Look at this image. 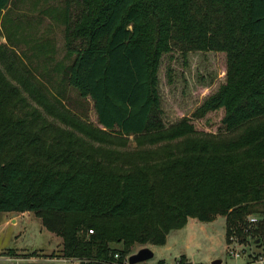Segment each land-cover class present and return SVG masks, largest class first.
<instances>
[{"label":"trees","instance_id":"obj_1","mask_svg":"<svg viewBox=\"0 0 264 264\" xmlns=\"http://www.w3.org/2000/svg\"><path fill=\"white\" fill-rule=\"evenodd\" d=\"M64 2L63 77L97 119L36 98L65 126L50 120L0 68V211L35 212L61 255L125 256L189 217L224 215L227 243L264 241V0ZM175 49L226 54L192 113L222 108L224 129L164 120L159 68Z\"/></svg>","mask_w":264,"mask_h":264},{"label":"rangeland","instance_id":"obj_2","mask_svg":"<svg viewBox=\"0 0 264 264\" xmlns=\"http://www.w3.org/2000/svg\"><path fill=\"white\" fill-rule=\"evenodd\" d=\"M64 1H11L0 19V68L50 120L65 126L61 119L43 110L36 98L53 103L55 111L64 112V108L81 117H87L89 110L90 119L96 122L93 104L63 77V68L72 57L65 46ZM18 79H22L23 84ZM159 79L166 123L186 115L198 129L213 132L224 129L222 108L204 117L192 116L204 98L225 81L224 52L197 50L185 56L175 49L165 53ZM129 138L134 137L129 135ZM225 224L224 215L211 221L189 217L182 227L171 230L164 244H148L154 256L138 263H157L165 259L174 264L184 256L190 264H213L217 258L222 260L221 264H248L254 254L264 250V241L259 243L251 238L244 245L232 242L244 255L232 254L226 241ZM62 240L61 235L47 227L33 211H0V264H65L60 254ZM139 248L141 246L132 252ZM7 253L14 257H6Z\"/></svg>","mask_w":264,"mask_h":264},{"label":"built area","instance_id":"obj_3","mask_svg":"<svg viewBox=\"0 0 264 264\" xmlns=\"http://www.w3.org/2000/svg\"><path fill=\"white\" fill-rule=\"evenodd\" d=\"M260 218L259 215L251 214L249 216L250 221L255 222ZM230 252L236 256L244 255V251L238 250L237 247L233 246L234 244L229 243ZM131 253L123 256L119 251L115 252L113 256L106 258H94L88 256H77V255H62V260L67 264L68 262L71 264H139L131 263L129 260V256ZM157 264V263H155ZM166 264H169L166 262ZM176 264H179L177 262ZM248 264H264V250L259 253L254 254V258L249 260Z\"/></svg>","mask_w":264,"mask_h":264},{"label":"water","instance_id":"obj_4","mask_svg":"<svg viewBox=\"0 0 264 264\" xmlns=\"http://www.w3.org/2000/svg\"><path fill=\"white\" fill-rule=\"evenodd\" d=\"M153 256H154V250L150 246L146 245V246H142L137 251L132 252L129 256V260L131 263H137L140 261H145L147 259H150ZM221 261L222 260L219 258L214 259L213 264H220ZM150 264H155V263H150ZM183 264H188V262L185 261Z\"/></svg>","mask_w":264,"mask_h":264},{"label":"crops","instance_id":"obj_5","mask_svg":"<svg viewBox=\"0 0 264 264\" xmlns=\"http://www.w3.org/2000/svg\"><path fill=\"white\" fill-rule=\"evenodd\" d=\"M23 213V212H22ZM12 217V219L13 220H17V218L15 217V216H11ZM152 245V244H151ZM6 255V257H14L12 254H9V253H7V254H5ZM187 262H188V264H190V261H188V260H186ZM222 262V261H221ZM221 264V263H220Z\"/></svg>","mask_w":264,"mask_h":264}]
</instances>
